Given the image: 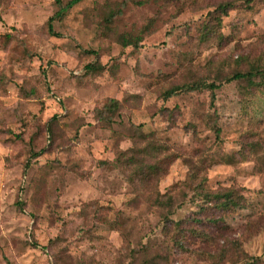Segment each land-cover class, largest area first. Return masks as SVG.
Here are the masks:
<instances>
[{
    "label": "rangeland",
    "instance_id": "374dc122",
    "mask_svg": "<svg viewBox=\"0 0 264 264\" xmlns=\"http://www.w3.org/2000/svg\"><path fill=\"white\" fill-rule=\"evenodd\" d=\"M122 2L79 0L60 18L55 0H0V264L264 258V230L250 222L264 213V85L227 81L264 69V0H130L108 21ZM194 82L220 85L215 104L206 88L165 98ZM144 135L163 145L148 160L158 181L101 164ZM230 187L250 189L248 207L201 210L198 191ZM165 193L169 218L154 202Z\"/></svg>",
    "mask_w": 264,
    "mask_h": 264
},
{
    "label": "trees",
    "instance_id": "16d2710c",
    "mask_svg": "<svg viewBox=\"0 0 264 264\" xmlns=\"http://www.w3.org/2000/svg\"><path fill=\"white\" fill-rule=\"evenodd\" d=\"M58 5L57 15L62 18L65 15V12L77 1L79 0H71L68 3H63L62 0H55ZM130 0H123L121 3V9L117 12L112 13V15L108 18V21H112L115 16L122 12V8L125 4ZM231 3L224 2L217 6L214 12L220 13L216 15V21L218 24H222L223 15L228 14V10L231 8ZM52 17L50 19V31L52 28ZM53 32V31H52ZM169 35L171 33H168ZM141 38H132L131 36H125L124 42L125 45H133L135 50L139 51ZM260 77V81H256L257 77ZM8 80V76L4 73H0V84H5ZM233 80H248L252 85V88L260 87L262 84L264 85V69H255L247 72L238 71L236 73H232L228 75L227 81ZM220 85L216 83H201L194 82L192 84L187 85V87H172L165 92V98H170L176 96L181 91L191 92L195 90L201 89H209L211 91V102L215 104L216 100V90ZM254 91V90H253ZM120 105L119 99H109L107 103L102 107L100 112V116H105V119L112 120V117L115 111L118 109ZM108 114V115H107ZM217 136H220V129L218 127L215 128ZM162 144L156 143L153 139L147 138L145 135L141 136V140L135 141V147H132L126 151H122L121 158L116 162H106L103 161L101 164H119L125 166L128 170L131 171V181L139 180L143 185H147L151 181H158L159 177L162 175V172L159 169L152 168V166L148 165V160L151 158L159 157V154L162 153ZM135 175V176H134ZM199 188L196 190L198 191ZM244 191H250V189L245 187H230L227 189H223L220 191H198V194L201 195L202 204H200V208L202 211L219 212L223 215H228L230 213H236L239 209H244L249 206L248 198L244 194ZM251 192V191H250ZM167 196V197H166ZM157 207L162 209H166L168 211L167 215L164 217L169 218L171 213H173L172 209L174 208V198L171 195L160 194L154 199ZM251 215V214H250ZM223 217V216H222ZM220 217V218H222ZM255 222V225L264 230V213L259 215H251L250 222ZM207 222L209 223H217V220L213 217L207 216ZM176 227L181 228V221H177ZM196 232V231H195ZM183 234V231L180 232ZM178 236V235H177ZM246 264H264V258L262 256H253L250 255L247 257Z\"/></svg>",
    "mask_w": 264,
    "mask_h": 264
}]
</instances>
